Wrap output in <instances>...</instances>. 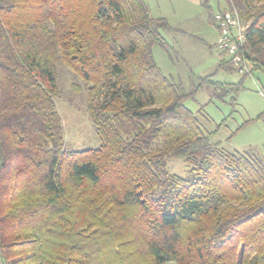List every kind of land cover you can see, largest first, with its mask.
Instances as JSON below:
<instances>
[{
    "label": "trees",
    "instance_id": "1",
    "mask_svg": "<svg viewBox=\"0 0 264 264\" xmlns=\"http://www.w3.org/2000/svg\"><path fill=\"white\" fill-rule=\"evenodd\" d=\"M225 1L243 77L264 72V0ZM161 27L145 0H0V264H264V164L202 131L154 61ZM59 61L88 85L98 147L65 148Z\"/></svg>",
    "mask_w": 264,
    "mask_h": 264
},
{
    "label": "rangeland",
    "instance_id": "2",
    "mask_svg": "<svg viewBox=\"0 0 264 264\" xmlns=\"http://www.w3.org/2000/svg\"><path fill=\"white\" fill-rule=\"evenodd\" d=\"M145 2L152 17L165 18L168 23L159 29L167 48L155 45L154 61L164 75L190 94L184 104L202 131L219 147L247 152L264 164V72L255 70L243 77L236 70L218 69L220 58L227 55L216 47L218 34L210 14L227 7L226 1L208 0L210 10L203 0ZM56 71L60 91L55 104L65 148L80 151L98 147L100 139L88 108V85L60 61ZM207 79L223 86L215 87ZM167 166L171 173L189 174L183 158L169 157Z\"/></svg>",
    "mask_w": 264,
    "mask_h": 264
},
{
    "label": "built area",
    "instance_id": "3",
    "mask_svg": "<svg viewBox=\"0 0 264 264\" xmlns=\"http://www.w3.org/2000/svg\"><path fill=\"white\" fill-rule=\"evenodd\" d=\"M213 19L218 34L217 49L230 58L240 74L247 73L249 67L242 53V47L246 40L247 25L241 20L236 11H231L228 8L217 11Z\"/></svg>",
    "mask_w": 264,
    "mask_h": 264
}]
</instances>
